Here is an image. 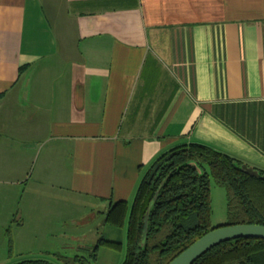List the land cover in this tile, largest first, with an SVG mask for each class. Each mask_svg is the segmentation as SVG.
<instances>
[{
  "label": "crops",
  "instance_id": "1",
  "mask_svg": "<svg viewBox=\"0 0 264 264\" xmlns=\"http://www.w3.org/2000/svg\"><path fill=\"white\" fill-rule=\"evenodd\" d=\"M189 143L264 171V0H0L1 233L80 239ZM101 238L50 253L118 263Z\"/></svg>",
  "mask_w": 264,
  "mask_h": 264
},
{
  "label": "trees",
  "instance_id": "2",
  "mask_svg": "<svg viewBox=\"0 0 264 264\" xmlns=\"http://www.w3.org/2000/svg\"><path fill=\"white\" fill-rule=\"evenodd\" d=\"M243 164L240 159L201 143L176 146L158 156L140 182L132 204L117 201L105 215L107 225L127 228L122 264H169L217 228L211 221V178L227 192L225 225L264 226V180L244 173ZM255 169L264 175V171ZM154 200L148 216L147 240L142 246L148 209ZM99 247L122 251L123 243L101 238L95 251ZM73 260L91 264L86 258ZM12 264L56 263L25 259ZM193 264H264V240L240 238L221 243Z\"/></svg>",
  "mask_w": 264,
  "mask_h": 264
},
{
  "label": "rangeland",
  "instance_id": "3",
  "mask_svg": "<svg viewBox=\"0 0 264 264\" xmlns=\"http://www.w3.org/2000/svg\"><path fill=\"white\" fill-rule=\"evenodd\" d=\"M210 193H211V204H212V215L211 221L214 227L223 226L228 221V209H227V192L224 188L218 186L215 181L211 178L210 183ZM51 207L53 204L51 203ZM100 208V207H99ZM54 209V208H53ZM79 213H83V218L80 221H83V224L79 226L77 224L76 219L74 226L79 227L80 231H75L72 236H76L80 239H65L63 238V234L68 232L70 226L69 223L64 226H55L54 230L47 231L44 226L42 229H38L39 231H33L32 229H25L20 231L11 228L10 231L8 229L5 230L4 233L0 232V258H9L10 262H19L25 259H44L56 264H78L73 260V257H69V260H61L58 255L60 253H50V252H59L58 246L62 243L71 245L75 247L79 243L86 245H93L97 238L105 236L107 238H116L120 237L121 240H125V235L127 228H116L113 226H109L104 223V217H102L101 213H95V218L90 219L92 214L88 212V207H73L72 209V217L77 218L76 216ZM87 216V218H86ZM69 217L68 219H70ZM50 219L52 221H58L60 219L59 216H51ZM84 220H86L84 222ZM89 220V222H87ZM87 222V223H86ZM0 229H2L0 227ZM36 239L34 240V237ZM18 239V241H17ZM125 242V241H124ZM125 248L122 251L113 252L116 257H120V261L118 263L113 264H122L124 260V255L126 256V244ZM108 249V248H107ZM119 255V256H118ZM89 259V258H88ZM12 260V261H11ZM110 257H102L99 262H94L89 259L91 264H107L111 262Z\"/></svg>",
  "mask_w": 264,
  "mask_h": 264
},
{
  "label": "water",
  "instance_id": "4",
  "mask_svg": "<svg viewBox=\"0 0 264 264\" xmlns=\"http://www.w3.org/2000/svg\"><path fill=\"white\" fill-rule=\"evenodd\" d=\"M241 170L251 177L262 178L264 180V175H261L260 171L255 168L248 166L247 164L241 165ZM155 203L152 202L148 209L147 219L145 221V228L142 238V246L145 245L148 235V216ZM240 238H255L264 240V226L263 225H223L215 228L211 232L207 233L195 243H193L189 248L177 256L169 264H193L210 249L216 247L217 245L236 240Z\"/></svg>",
  "mask_w": 264,
  "mask_h": 264
}]
</instances>
